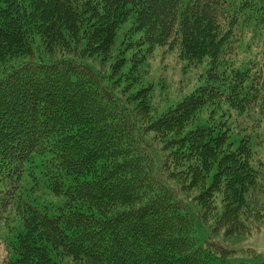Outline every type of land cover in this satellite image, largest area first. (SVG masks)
Wrapping results in <instances>:
<instances>
[{"label":"trees","instance_id":"1","mask_svg":"<svg viewBox=\"0 0 264 264\" xmlns=\"http://www.w3.org/2000/svg\"><path fill=\"white\" fill-rule=\"evenodd\" d=\"M166 43L191 62L210 58L217 85L149 117L146 88L130 99L119 89L132 91L150 47ZM244 47L264 57V0H0L6 264H227L233 251L199 245L192 215L160 179L187 174L209 205L220 194L217 222L243 231L238 208L246 190H263L261 162L224 114L217 126L192 129V119L215 102L248 110L263 100L264 61H236ZM171 137L166 155L156 143ZM29 175L61 202L37 205Z\"/></svg>","mask_w":264,"mask_h":264},{"label":"rangeland","instance_id":"2","mask_svg":"<svg viewBox=\"0 0 264 264\" xmlns=\"http://www.w3.org/2000/svg\"><path fill=\"white\" fill-rule=\"evenodd\" d=\"M130 26V23L129 25H125L122 29V34L127 33ZM138 35L137 33L134 37ZM166 44H169L168 48L164 46L154 51L150 47V53L140 67L139 80L134 84L132 91L125 93L119 89V94H122L125 99H130L137 91L146 88L149 104L154 111H148L149 117L151 114L156 118L162 117L171 108L179 105L185 97L197 91L199 87L217 85L209 77L211 69L209 66L210 58L205 57L198 62H191L181 57L180 47L176 43ZM133 48L137 47L134 46ZM258 51L261 50L254 49L247 56L245 47L239 49L240 56H238L236 61L240 57L241 61L246 63L249 57V60L251 59L257 64H261L264 61V57L260 56ZM123 87L124 85L121 88ZM262 89L264 92V81ZM231 106L215 102V105L202 108L192 119V129L203 124L220 125L223 121L220 116L224 114L223 119L227 120L228 117V131L232 132L237 140L244 138L252 144L254 155L261 162L260 169L264 175V97L254 107L247 106L248 110L236 105ZM174 142L171 137L167 142L156 143V145L166 148L167 155L169 153L167 147L172 152ZM157 153L159 157L158 161H163L162 155L159 152ZM43 169L44 167L41 166L35 173L37 174ZM38 177L39 180L36 182L29 175L23 182L25 188L28 184L38 188L37 192L34 193L37 205L44 206L54 202L60 203L61 199L59 197L55 198V194L52 195L50 188L47 187V183L42 185L40 183L41 176ZM162 179L163 181L160 179V183L164 188L163 193L174 195L176 200L180 204L182 203L183 208L188 210V213L192 215V219H194L192 237L197 240L199 245L205 243V240L210 239L225 249L233 251V254L227 258V264H264V197L262 196L264 194V187L262 191L259 189L257 191L251 189L245 191L244 210L242 211L241 208H238L240 210V222L243 224V231H233V229L223 227L222 224L217 222L218 216L224 210L223 196L220 194L216 195L217 200L212 205H209L208 201L200 200L202 194L201 188L194 185L187 174L178 178L176 176L175 178L172 177L169 173L166 176L162 174ZM260 181L264 182V176L260 178ZM20 217L21 215L16 210H13L9 218H12V221H15L17 227L21 229L22 221ZM255 221L261 223V225L257 226ZM5 233V228L3 227L0 233V264H6L7 253L9 251V247L6 248L9 240L5 238ZM61 264L72 263L66 262L64 259Z\"/></svg>","mask_w":264,"mask_h":264}]
</instances>
